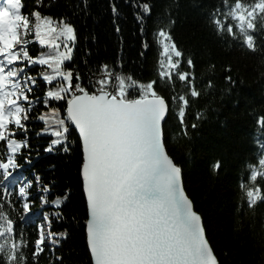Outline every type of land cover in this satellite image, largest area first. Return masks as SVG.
I'll return each instance as SVG.
<instances>
[{"label": "snow or ice", "instance_id": "1", "mask_svg": "<svg viewBox=\"0 0 264 264\" xmlns=\"http://www.w3.org/2000/svg\"><path fill=\"white\" fill-rule=\"evenodd\" d=\"M81 2L86 9V0ZM54 4L55 0L47 4L36 0V8L25 13L23 0H0V264H28L27 249L32 264H39L46 249L54 257L53 264H62L56 249L68 233L53 232L51 225L63 219L61 206L73 193L66 189L49 200L52 182L43 183L35 172L33 179L14 176L24 167L19 157L33 164L29 133L34 123L42 124L35 137L49 138L45 153L71 154L74 147L80 148L89 264H222L209 239L206 219L185 189L183 169L168 150L173 120H178L185 137L189 127H198L186 122V113L190 100L202 96L196 62L178 47L171 33L175 19L170 17L169 24L153 34L160 49L157 79L143 82L125 74L122 60L95 68L85 60L87 73L82 75L76 66L78 34L71 17L38 10ZM135 7L143 36L154 5L137 2ZM175 7L178 10V0ZM78 10L79 4L72 14ZM112 13L119 15L115 3ZM205 15L222 41L230 38L251 53L264 52V0H219ZM33 45L41 49L36 56L30 54ZM149 47L145 40L144 50ZM183 65L187 70H182ZM215 68L209 66L213 74ZM225 72L226 81L235 85L232 68ZM177 81L181 92L176 91ZM42 85L47 89L41 91ZM214 88L208 79L207 89ZM37 91L41 94L34 95ZM38 106L43 110L33 117ZM205 118L204 112L196 114L197 120ZM257 124L261 136L256 139V162L246 163L247 175L240 182L241 200L253 210L264 203V115ZM73 132L78 133L75 140ZM39 155L36 146V158ZM212 167L219 173L223 161L216 160ZM34 186L41 208L51 205L57 210L42 212L32 241L31 233L26 238L25 228H18L11 213L19 205L20 224L26 222Z\"/></svg>", "mask_w": 264, "mask_h": 264}, {"label": "trees", "instance_id": "2", "mask_svg": "<svg viewBox=\"0 0 264 264\" xmlns=\"http://www.w3.org/2000/svg\"><path fill=\"white\" fill-rule=\"evenodd\" d=\"M49 2L45 0L46 4ZM137 2L154 5L151 19L145 22L146 35L143 36L136 19L139 12L135 7ZM218 2L178 0L177 10V0H86L85 9L81 0H55L53 7L38 10L54 17H71L78 34L74 50L76 66L82 75L87 73L85 60L89 68L103 63L112 65L122 60L124 73H132L143 82L158 78L160 49L153 34L169 24L170 17L175 19L171 33L178 47L196 62V83L202 96L190 100L186 113L189 125L198 124L196 129L189 127L190 139L182 135L178 120L171 122L168 129L169 153L183 169L185 189L206 219L209 239L222 264H264V203L258 204L254 210L247 209L241 200L240 189L241 177L247 175L246 163L249 160L255 163V153L259 151L256 139L261 136V130L257 118L264 115V52L251 53L235 46L230 38L227 42L218 38L205 15ZM23 3L25 13L36 8V0H23ZM113 3L117 5L118 16L112 13ZM78 4L80 10L73 15L71 9ZM145 40L150 44L147 51L143 48ZM31 47L30 54L33 56L41 51L38 45ZM141 52H144L143 56ZM212 64L216 66L214 74L209 69ZM228 66L237 81L235 85H230L225 79ZM39 70L37 66L36 71ZM182 70H187V66L183 65ZM208 79L213 80L214 89H207ZM176 83V91L181 92V83ZM46 89L47 86L42 85L41 91ZM41 91L34 95H40ZM42 110L38 106L31 115L35 117ZM198 112H204L206 118L197 120ZM30 128L33 164L29 166L24 163L23 157H19L18 163L24 165L19 173L23 172L24 176L33 179L35 172L43 178V183L52 182L49 200L62 196L66 189L71 190L73 194L61 206L63 219L54 220L51 225L53 232L67 230L68 233V238L61 242L56 254L62 257V264H89L84 227L86 204L79 177L80 148L74 147L71 154L56 150L45 153L43 148L49 143V138H36L34 135L42 124L34 123ZM76 137V132H73L72 139ZM36 146H39V158H36ZM28 151L24 150L25 153ZM216 160H222L224 164L219 173L214 172L212 167ZM32 193L30 199L34 203L29 213L33 217L32 223L28 224L32 228L25 229V237L31 233V240L34 241L42 212L57 209L51 205L42 209L40 193L36 192L35 186ZM22 214L23 209L19 205L11 213L17 224H20ZM26 251L28 264H32L31 249ZM53 260L54 257L46 249L39 264H53Z\"/></svg>", "mask_w": 264, "mask_h": 264}, {"label": "bare ground", "instance_id": "3", "mask_svg": "<svg viewBox=\"0 0 264 264\" xmlns=\"http://www.w3.org/2000/svg\"><path fill=\"white\" fill-rule=\"evenodd\" d=\"M76 134H77V133H76ZM77 136H78V135H77ZM20 171H22V169H18L17 172L14 173V176L21 175L23 172L20 174V173H19ZM18 225H19L18 227L23 226L25 229L32 228V226H30V225H28V224H25V223H24L23 225H21V224H18ZM33 228H34V227H33Z\"/></svg>", "mask_w": 264, "mask_h": 264}, {"label": "water", "instance_id": "4", "mask_svg": "<svg viewBox=\"0 0 264 264\" xmlns=\"http://www.w3.org/2000/svg\"><path fill=\"white\" fill-rule=\"evenodd\" d=\"M77 135H78V133H77ZM82 193H83V191H82ZM84 196V195H83ZM84 199H85V197H84ZM85 204H86V201H85ZM86 219H87V216H86ZM85 233H86V229H85ZM90 256V255H89Z\"/></svg>", "mask_w": 264, "mask_h": 264}]
</instances>
